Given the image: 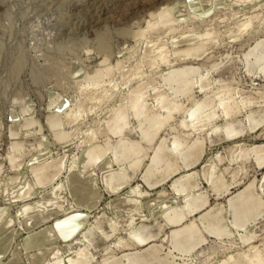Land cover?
<instances>
[{"label":"rangeland","instance_id":"obj_1","mask_svg":"<svg viewBox=\"0 0 264 264\" xmlns=\"http://www.w3.org/2000/svg\"><path fill=\"white\" fill-rule=\"evenodd\" d=\"M212 1L211 6L203 9L198 0H0V218H5L8 213L7 218L12 219V225L0 238V264L9 259L32 264L31 252L38 248H25L22 242L29 232L40 228L48 234L40 250L55 245L62 248L61 255L89 244L96 254L94 263L116 253L123 254L127 264H134L138 255L147 254L155 245L158 247L157 258H147L142 264L216 263L227 253L236 254L249 243L259 242L264 253V202L257 199L260 194L256 187L257 180L263 176L264 165L260 166L255 155L247 149L264 142V124L233 138L227 139L223 133L215 138L211 130L225 118L214 119V124H207L200 131L203 136L208 134L201 156L195 158L197 161L193 160L186 169L180 166L182 162L176 156L171 155L172 167L177 163L180 169L154 186L142 176L147 155L138 168L132 171L128 168L131 180L122 177L110 183L113 187L118 186L113 191L105 189L99 168L92 165L83 169L80 165L88 142L97 141L101 147L116 143L119 128L107 132L104 120L115 108L126 103L133 88L140 86L147 91L149 102L156 94L152 91L153 86L168 90L161 75L169 72V67L195 68L190 80L195 92L177 98L185 106L203 95L197 77L209 73L208 87L216 89L230 85L235 87L238 100L243 103L246 99L247 107L239 113V118L246 120L251 113H264V41L259 43L264 40V0ZM177 4L179 7L175 10ZM167 6L173 8L170 18L160 17L158 13ZM257 13L259 15L253 18V25L248 30H238L237 21ZM149 20L158 24L152 27ZM211 30H217V43L207 44L197 51L189 48L190 39H197V34L213 33ZM152 40L154 45L163 43L172 51L171 65L166 62L157 67L149 65ZM174 46L178 47L177 52L173 51ZM185 50L195 51L184 53ZM136 70L138 75H128ZM97 79L100 80L98 84ZM106 87L108 94L98 97ZM75 111L81 114L73 120L71 114ZM181 116L182 110L173 112L169 124H176ZM232 117L235 116L229 117L228 121L233 120ZM54 121L58 123L54 124ZM128 121L124 133L131 139L141 138V143L148 146V154L164 133L176 132L174 128L162 127L150 142L141 137L140 123L144 127L148 125L145 116L137 119L129 109ZM177 130L185 129L178 126ZM109 161L113 167L117 166L114 161ZM53 162L56 166L50 171L51 178L62 171L61 175L54 181L42 183L38 180L40 173L46 164ZM189 171H194L190 177L192 184L184 192L175 191L171 187L172 179ZM69 172V180H66L65 175ZM163 173H150V180L161 178ZM218 177L229 185V189L219 195L213 183ZM27 182L31 185L29 192L23 191ZM85 182L93 184L92 188H86L88 195L93 197L89 207L77 204L74 196V185ZM9 188L12 201L7 192ZM163 188L166 193H162ZM238 191H242L243 202H248L252 196L263 205L262 211L251 214L245 229L234 228L228 220L227 199ZM200 193L209 200L210 206L224 204L222 213L228 220L224 223L231 234L216 237L203 230L207 239L192 252L182 253L170 244L169 237L162 238L175 228L161 225L163 211L169 205H181L186 194L195 197ZM118 194L124 206L117 209L116 216L112 214L114 204L111 200ZM96 196L99 200H95ZM28 206L32 214L23 215V207ZM206 208L190 215L183 224L199 218ZM74 213L79 215L77 219L82 226L70 236H58L52 222ZM140 222L148 224L157 237L139 248L124 245L117 248L115 242L129 238L127 227ZM2 224L0 220V226ZM45 233H42L43 237ZM198 234L197 230L190 232L185 244H195ZM244 236H248L247 241L242 239ZM6 242L8 248L5 251ZM52 260L51 256L43 255L36 264H49Z\"/></svg>","mask_w":264,"mask_h":264},{"label":"bare ground","instance_id":"obj_2","mask_svg":"<svg viewBox=\"0 0 264 264\" xmlns=\"http://www.w3.org/2000/svg\"><path fill=\"white\" fill-rule=\"evenodd\" d=\"M237 1H246V0H237ZM211 2H213V1L212 0H198V5L200 7H202L203 9H206L211 4ZM170 7L167 6L165 8H162L161 11L158 13V15L160 17L170 18V15L172 14V10H173V8H170ZM178 7H179L178 4L176 6H174L175 10ZM234 14H233V16H234ZM258 15H259V13L255 14V15H251V16H246L244 19H241V20L236 22V27L238 28L239 31L248 30V28L251 25H253L252 24L253 18L258 16ZM171 18H172V16H171ZM190 19H192V18L190 17ZM175 20H176V18H175ZM149 21H148V23H149ZM157 24H158L157 21H155V22L150 21V25L152 27L156 26ZM173 26H172V28L174 29ZM172 28L170 30H173ZM167 33H168V31H167ZM197 36L198 37H196L197 39H195V40H193L194 38L192 39V41H191V39H190V41L187 40V41H189L187 43L189 48L195 49L196 51L201 50L207 44L217 43L218 38H219L217 35V30H216V32H213V33L209 32V34H207V35L197 34ZM183 41L185 42L186 40H183ZM263 41L264 40L260 41L259 43H261ZM150 42H151V44L148 43V44H150L149 49L153 53H148V54H152V56L149 57V59H148L149 65L157 67L160 65L161 62H166L167 65H171L172 64V60H171L172 51L168 48L167 49L165 48V46H167V45H163V43L160 45H154L153 40ZM156 42H155V44H156ZM256 45H257V43H256ZM249 48H250V46H249ZM195 50H188V51L185 50L184 53L195 51ZM173 51L177 52L178 47L174 46ZM187 59H186V61H188ZM193 59H195V57ZM179 60H177V61L179 62ZM190 61H192V60H190ZM190 65L192 66L193 63ZM140 67H142V66H140ZM174 67H172V68L169 67V69H170V70H168L169 72L163 73L162 75L160 74L163 78V82L165 84V87L166 86L168 87L167 91L166 90H159L157 86H153L152 91L156 92V94L152 98L153 101L149 102V101H147V96H149L148 92L144 91L143 89H140V86L135 87V88H133V92L130 95V98L127 99L126 103L125 104L123 103V105H119L117 108H115L113 113L111 112L112 114H110L108 116V119L104 120V121H106L105 123H107V125L105 126V127H107L106 131L109 130L111 132L115 128H119V137L117 138L116 143L114 145L110 144V145H105V146L101 147L100 143L97 141H90V143L88 142L89 146L87 147V149H85V152L83 154L84 156H82V158H81L82 160L80 159L81 160L80 165L82 166L83 169H88L92 165H95L97 168H99L101 171V180L105 185L104 186L105 189H107L108 191H113L118 187V186L113 187L110 185V183L114 179H119V178L123 177L124 179H126V181L131 180L132 174L130 172L132 170L138 168L142 164L144 157L146 155L148 156V161L143 163L144 173L142 174V176L146 179V181L151 186L152 185L154 186L156 183L163 182L165 179L172 176L174 173H176L180 169V166L181 167L183 166L184 168H186V167L192 165L194 162L197 161V159L195 160V158L196 157L199 158L201 156V154L203 152V145L205 143V138L208 134V133H206V135L203 136V135H201L200 131L203 130L207 124L208 125H210L211 123L214 124V122H212V121L214 119L220 117V116H223L225 118V120L223 122H221L219 125L217 124L212 128L211 132H213L215 134V138L220 133L225 134L227 139L233 138L235 135L246 132L248 130H253L258 125L264 124V113L263 112L259 113V114L251 113L247 116L246 120H244V118L243 119L239 118L238 117L239 113H242V110H245L244 108L247 107V104L245 103L246 99L244 100L243 103L240 100H238L236 95H235V92H234L235 87L233 88L230 85L220 86L216 89L208 87V85H209V73L200 74V75H198L196 73L199 76V77H197L198 78L197 79V85H198L199 90L201 92H203V95L199 99L198 98L192 99V103L190 106L183 105L180 101L177 100V98H179L181 95H185V94L192 95L193 92H195L196 88L192 89L191 88V82H190V80L192 78L191 76H192L193 72H195V68L188 67V66L181 67V68H174ZM207 70H208V68H207ZM249 71L251 72L252 70L249 69ZM109 73H110V70L107 71V74H109ZM137 73H139L138 70L131 71L128 73V75H132V77H133V75H135ZM212 80L216 81L217 79H212ZM96 82H97L96 84H98V83H100V80L98 81V79H97ZM116 86H117V83H116ZM193 87H195V85ZM107 90H108L107 87L105 89H102L101 94H99L98 97L105 95L107 93ZM262 92H264V91H262ZM260 93H261V91H260ZM238 94H240V93H238ZM263 96H261V97L263 98ZM261 106H262V104H261ZM93 109H95V108H93ZM129 109L132 110L133 114L136 116L137 119L143 118V116H145L148 125L144 127L141 125L142 123H140V130H141V137L147 141L151 142L153 140V138L156 136L157 132L162 127H165V126H168V128H174L176 130V132L175 133L170 132L171 134L169 133V135L167 133H164L160 137V140H159L157 146L151 147L152 152L148 154V152H147L148 146H145L146 144L143 145L141 143V141H140L141 138L140 139H131L124 133L125 127H127L129 124V121H128ZM179 110H182V116H181L180 120L176 124L175 123L169 124V121L173 115V112H176ZM78 111L72 112L71 116L73 117V120L79 118V115L81 113ZM91 112H92V110H91ZM244 114H245V112H244ZM231 116H235V117H232V118H234L233 120L228 121V118ZM56 123H58V122L54 121V124H56ZM178 126H181L185 130H182V131L177 130ZM92 131H93V129H92ZM86 133H88V132H86ZM193 133H194V135H193ZM195 133H197V134L195 135ZM191 134L193 136H191ZM88 135H90V134H88ZM151 145H152V143H151ZM250 147L247 149L249 151H251V153H253V155H255L257 163L260 166L264 165V142L259 144V145H253L251 148ZM171 155L176 156L177 159H179L182 162V164L179 166L176 163L177 166L172 167L171 163L173 162V159H172ZM108 158H109V160H111V162L114 161L117 164V166L113 167L111 164H109L110 161L108 160ZM193 160H195V161L193 162ZM124 161H125V164L123 163ZM248 161H250V160H248ZM55 166H56V162L46 164L44 166L43 172L40 173L38 180H40L42 183H46L48 181H54V179H56V177H58L62 173V171H61L59 173V175L51 178L50 171ZM128 168L131 171L128 170ZM73 169L71 170V172L73 171ZM243 169H245V167ZM154 171L155 172L164 171L163 176L159 179H156L155 181L150 180L149 175H150V173H152ZM71 172H69L68 174L65 175L66 180H69L68 178H69V175L71 174ZM193 173H194V171H189V172L181 174L180 176L174 175L175 177L172 179L171 187L177 192H184V190L187 189L189 184H192V182H193V179H192V182L190 181V177L193 175ZM197 174H199V173H197ZM196 176L197 175H195V177ZM220 180H222V178H220V177L213 180L214 188L217 190V195H219L222 192L227 191L229 189V185L225 184L226 181L224 183ZM210 181H211V179H210ZM241 181H242V179H241ZM232 182H233V180H232ZM252 182L254 183L255 181H252ZM92 185L93 184L91 182H85V183L74 185V196H75L77 204L83 205V206H88V207L90 206V201L92 200L93 197H90L88 195L86 188L87 189L92 188ZM98 185L100 186V184H98ZM222 187H224V188L221 189ZM256 187L258 188V192L260 194V197L257 199L264 202V173H263L262 178L257 180ZM246 188H248V187H246ZM9 189H7L8 190L7 192L10 194L9 198L12 201L11 189L10 190ZM66 189H68V188H66ZM30 190H31V185L29 182H27L25 184V186L23 187V191L29 192ZM64 191H66V190H64ZM128 191H129V189H128ZM161 191H162V193L167 192L166 189H164V188ZM47 193H49V192H47ZM106 193H108V192L106 191ZM112 194H114V193H112ZM241 194H242V191H238V192H235L234 194H232L231 197H228L229 198V199H227L228 213H229L228 220L234 228H244L245 229V227L247 226V223H249L251 220L250 219L251 214L253 215L256 212L259 213V211H262L263 205H262V203H258L256 201L257 199L254 200V198L252 196L250 197L248 202H243L241 200V197H242ZM120 196L121 195L118 194L116 197H114L111 200L112 203L114 204V207H115L114 208L112 206L113 207L112 208V212H113L112 214H115L116 216H117V209L124 206L123 205L124 202L121 200ZM95 200H99V196H96ZM208 201L209 200H207V198L202 197L201 193H200V195L198 194L195 197H190L189 195L186 194V197L183 199V203L181 205H169V206H167L163 211V215H162L163 223L161 225L172 226L175 228L168 231L162 238L164 239L165 237H169L170 244L173 245V247L175 249L179 250L182 253H190L197 246H199L201 243H203L207 239V235L203 232V230H205L207 232V234L214 235L216 237H221V236H224L226 234H231L227 231V224L224 223L225 220H227V218L222 213V210L224 209L223 208L224 204L223 205L222 204H216L214 206H210L208 204ZM206 207H208V209ZM29 208H30V206L23 207V213L22 214L23 215L32 214V213H30ZM204 208H206L207 210L204 211L203 213L201 212L202 214L199 218H195L194 220H191V222L188 224H183L184 220L188 219V217L190 215H192L193 213H195L197 211L203 210ZM18 211H20V210H18ZM7 215H8V213L5 215V218L4 217L0 218L1 222H3L2 226H0V238L3 234V232H5V230H7L12 225V219L7 218ZM77 216H79V215L74 213L72 215H66V216L60 217V218L58 217L56 220H54V222H52L51 226L53 229L56 230V233H58V236L59 235L64 236V237L70 236L80 226H82V222L77 219ZM160 216H161V214H160ZM93 221H94V219H93ZM197 221H199L202 224L203 228H201L199 226ZM19 222L23 223V221H19ZM141 222H140V224L135 225V226H133V225L128 226L127 231L129 232V234H128L129 238H127V239L126 238L125 239L120 238L117 242H115V246L117 248L122 246V245L132 247V248L133 247L139 248L138 246H143L144 244H146L151 239L156 238L157 233L152 231L148 224H144ZM124 230H125V228H124ZM194 230H197L199 233L197 236L196 243L192 244V245H186L184 242L185 239L187 238L188 234L192 231L194 232ZM43 232L45 233L44 228H40L37 231L29 232V235L26 238H24V241L22 242V245L25 248H29L30 246H37V248H38L37 250L34 249L36 251L31 252L30 262L32 264H36V262L38 260H40V258L43 255L44 256L45 255L51 256L53 258V260L49 264H88L90 262H91L90 264H99L100 262L102 264H127L123 254L120 255V254H116V253H112V254H114L112 256L107 255V256L103 257L101 260L95 261V263H94V259L96 258V254H94V252H93V250L89 244H84L82 246H79L77 249H75L73 251V253L68 252V253H64L61 255H60V253H61L62 248L59 246H55V245L48 247V248H43L40 250L39 248H41L40 247L41 244L48 237V234H46V233L44 234L45 237H43V235H42ZM242 239L247 241L248 236H244ZM259 243L258 244L249 243L248 247L246 249H238L236 254L231 253V252L227 253L222 259L218 260L216 263L210 262L208 264H240L241 261H244V264H264V253H263V249L261 248ZM0 245H2V244H0ZM10 247H12V246H10ZM7 248H8V242H6L5 251ZM157 254H158V247L156 245H155V247L151 246L148 249L147 254L138 255L136 257V262H133V263L134 264H142L144 262L143 260H145L147 258H149V259L155 258L156 259ZM170 260H171V257L169 256V261ZM2 264H22V263H20L19 261L13 260V259H9L8 261H6Z\"/></svg>","mask_w":264,"mask_h":264}]
</instances>
